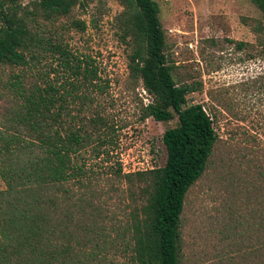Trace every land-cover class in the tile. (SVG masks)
Wrapping results in <instances>:
<instances>
[{
    "label": "rangeland",
    "instance_id": "374dc122",
    "mask_svg": "<svg viewBox=\"0 0 264 264\" xmlns=\"http://www.w3.org/2000/svg\"><path fill=\"white\" fill-rule=\"evenodd\" d=\"M153 1L159 7L163 52L174 80L191 88L187 104L203 105L218 137L205 171L185 197L179 264H257L253 247L257 223L264 217L263 16L250 0ZM17 3L9 8L19 7L33 33L52 37L90 62L98 80L88 91V113L102 117L111 143L104 146L108 158H89L98 179L94 192L74 187L75 198L62 205L58 188L44 191L21 175L41 152L33 145L23 148L30 133L14 120L22 100L11 83L21 82L27 90L38 72H50L60 88L68 74L47 54L29 66L0 63V240L6 244V237L23 235L6 221L16 208L30 207L37 195H52L57 207L51 222L58 235L65 207L71 214L55 243L70 246L74 264H131L127 229L131 215L140 216L143 185L134 177L131 186L113 171L117 163L123 174L163 167L162 136L177 119L162 123L143 118L152 97L128 71L134 45L120 0H86L65 14L46 13L34 0ZM66 106L74 115L79 102L68 98ZM58 259L67 262L65 256Z\"/></svg>",
    "mask_w": 264,
    "mask_h": 264
},
{
    "label": "trees",
    "instance_id": "16d2710c",
    "mask_svg": "<svg viewBox=\"0 0 264 264\" xmlns=\"http://www.w3.org/2000/svg\"><path fill=\"white\" fill-rule=\"evenodd\" d=\"M18 1L0 0V63L29 66V61L47 54L56 58L68 74L60 88L50 72H38L36 81L27 90L21 82L11 83L22 100V110L16 113L14 120L30 133L23 148L33 145L41 152L30 170L21 175L34 180L44 191L58 188L60 202L67 205L76 196L74 187L86 194L95 190L98 179L89 158L101 161V157L109 156L104 153V146L111 143L105 133L107 124L96 111L88 113V103L92 102L88 91L96 85L98 77L84 57L52 37L33 33L28 28L27 16L18 14L19 7L18 10L9 8V3L16 6ZM34 1L46 13L65 14L73 5L86 0ZM120 1L127 12V33H131L134 45L128 71L141 80L152 97L143 109V118L162 123L177 119V125L165 130L162 136L166 151L163 167L123 174L117 163L113 171L117 179H124L131 186L134 177L143 185L139 187V196L144 201L140 218L131 215L127 229L131 245L126 248L132 251L131 264H179L185 197L205 171L218 137L203 105L187 104L186 96L192 92L191 88L178 86L174 80L172 67L163 52L165 35L157 3L153 0ZM250 1L263 16L260 29L264 30V0ZM18 78L14 77L16 81ZM68 98L73 103L79 102L74 115L66 106ZM109 163L104 160V164ZM25 190L29 192L31 188ZM31 206L21 205L6 219L23 235L6 237V244L0 240V264H57L58 257L64 256L67 262L60 264H74L70 246L55 243L71 222L68 206L59 235L51 222L56 199L52 195L42 198L37 195ZM257 226L253 249L257 264H264V217Z\"/></svg>",
    "mask_w": 264,
    "mask_h": 264
}]
</instances>
